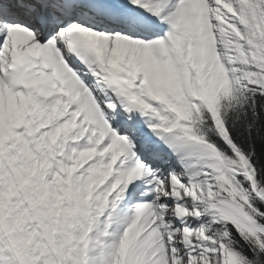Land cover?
Instances as JSON below:
<instances>
[{"label":"snow or ice","instance_id":"snow-or-ice-1","mask_svg":"<svg viewBox=\"0 0 264 264\" xmlns=\"http://www.w3.org/2000/svg\"><path fill=\"white\" fill-rule=\"evenodd\" d=\"M0 264H264V0H0Z\"/></svg>","mask_w":264,"mask_h":264}]
</instances>
